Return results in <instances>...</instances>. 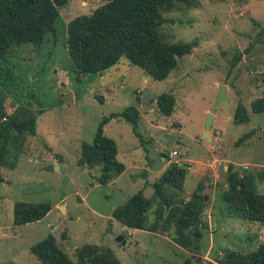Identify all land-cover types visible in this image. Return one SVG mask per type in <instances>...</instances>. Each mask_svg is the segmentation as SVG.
I'll return each mask as SVG.
<instances>
[{
	"label": "rangeland",
	"instance_id": "rangeland-1",
	"mask_svg": "<svg viewBox=\"0 0 264 264\" xmlns=\"http://www.w3.org/2000/svg\"><path fill=\"white\" fill-rule=\"evenodd\" d=\"M103 1L69 0L59 9L55 33L39 45L15 47L4 63L3 72L9 76L2 81L7 87L0 81V97L6 112L37 118L36 134L26 137L24 152L15 160L9 155L15 167L1 166L5 181L0 183V264H43L30 247L49 233L73 261L75 248L86 243L107 247L123 264H194L195 257L209 264L216 263L225 248L251 251L264 242V223L222 211L221 191L227 187L229 164L240 174L264 173V111L250 109L251 101L264 95V0H185L163 13L162 38L193 44L191 53L178 57L163 80L126 58L103 72L74 70L65 43L66 23L91 13ZM220 85L226 86V98L212 109ZM164 92L175 98L170 115L156 104ZM137 95L153 101L138 103ZM238 103L246 106L248 121H234ZM128 105L139 111L136 130L129 121L114 117L103 132L115 140L117 159L127 168L117 183L101 184L99 166L79 164L81 145L92 143L104 116ZM209 112L212 141L202 136ZM156 134L167 141L157 140ZM174 148L180 153L167 157L171 163H178L179 157L207 162H185L184 192L200 184L212 216L188 248L173 240L172 230L130 229L113 217V208L142 190L141 167L157 169L166 163L161 153L169 155ZM212 156L223 160L210 165ZM213 168L215 177L210 175ZM255 187L264 194V180H257ZM142 191L150 196L153 187ZM18 201L47 202L51 210L38 221L15 225ZM147 214L151 220L152 210ZM226 224L232 228L231 241ZM119 236L125 244L117 241Z\"/></svg>",
	"mask_w": 264,
	"mask_h": 264
},
{
	"label": "trees",
	"instance_id": "trees-1",
	"mask_svg": "<svg viewBox=\"0 0 264 264\" xmlns=\"http://www.w3.org/2000/svg\"><path fill=\"white\" fill-rule=\"evenodd\" d=\"M68 1L0 0V81L4 88L7 86L2 81L9 76L3 72L4 63L13 49L27 43L39 45L47 34L55 33L59 9ZM181 1L185 0H104L91 13L73 17L66 23L65 43L74 70L79 74L103 72L126 58L157 80L167 78L176 67L177 58L191 53L193 47L190 42H167L159 31L166 21L163 13ZM156 104L161 113L170 115L175 98L164 92L158 95ZM250 109L255 113L263 112L264 95L252 100ZM24 114H8L0 97V167L14 168L15 162H10L9 155L17 159L24 152L26 137L36 134V114L26 117ZM114 117L129 121L136 130L139 111L134 105H128L118 113L104 116L92 143H82L78 160L85 167H100L98 181L101 184L109 183L125 168L117 159L115 140L103 133L105 124ZM248 119L246 106L238 103L234 121ZM186 167L185 162L170 164L153 181L150 196L139 190L114 209L115 220L127 227L155 233L169 234L172 230L173 240L188 248L197 240L195 232L206 227L202 214L207 200L201 194L200 185L189 197L173 204L174 198L184 192ZM257 180H264V173L240 174L229 164L227 187L221 191L222 211L264 223V194L257 192ZM171 191L175 193L170 197ZM50 210L47 202L18 201L14 205L13 224L38 221ZM149 210L153 214L151 220L147 214ZM30 250L43 264H123L107 247L88 243L75 248L77 261H73L51 233L33 244ZM209 264H264V242L246 253L225 248L217 262Z\"/></svg>",
	"mask_w": 264,
	"mask_h": 264
},
{
	"label": "crops",
	"instance_id": "crops-1",
	"mask_svg": "<svg viewBox=\"0 0 264 264\" xmlns=\"http://www.w3.org/2000/svg\"><path fill=\"white\" fill-rule=\"evenodd\" d=\"M106 125V124H105ZM104 129H105V126H104ZM209 134H210V136H211V133L209 132ZM174 141H175V139H173ZM211 141H212V137H211ZM178 142V141H177ZM174 143V142H173ZM180 142H178L177 144H179ZM174 144H176V143H174ZM174 150H178V149H176V148H174ZM179 152V151H178ZM117 153H118V149H117ZM180 153V152H179ZM164 154H167V157H168V152L167 153H161V157H162V160H166V163L165 164H161V165H159V167H157V169H153V168H151L150 167V165H148V167L146 166V167H141V169L143 170L142 172V174H143V176H142V180H141V184H143L142 185V190L144 189V188H148V186H151L152 185V177L153 176H156L155 177V179L158 177V175H161L164 171H165V169L167 168V167H169L170 166V164H171V162H170V160H168V158L166 157V156H164ZM179 162L178 163H182V162H194V163H196V164H207V162L205 161L204 163L202 162V161H200V160H196V159H194V158H185V157H179ZM221 161V160H223V159H221V158H216V157H214V156H212V164H210V165H213L214 164V162L215 161ZM120 161V160H119ZM123 163V162H122ZM124 164V163H123ZM124 170H123V172L121 173V174H119L116 178H114L112 181H110L109 183H112V184H115V183H117V181L119 180V178L123 175V173L125 172V170H126V168H127V166H125V164H124ZM188 167L190 168V165L188 164ZM224 167H226V165L224 166ZM217 174V172H216V169L215 168H213L212 169V172H211V174L210 175H212V176H217L216 175ZM206 180H204V182L203 183H206L205 182ZM199 186H200V184H199ZM199 186H197V188L194 190V191H196L197 189H198V187ZM184 188H185V186H184ZM225 188H223V190H224ZM202 190V189H201ZM193 191V189L191 190V191H188V194H189V196H190V194L192 193V192H194ZM204 196H205V198H206V202H208V200H209V198H208V196L207 195H205V194H203ZM188 196V197H189ZM211 202L213 203L214 202V198L211 200ZM211 203V204H212ZM117 208V207H116ZM115 208H113V210H114ZM223 209V204H221V210ZM220 210V211H221ZM202 219H203V221L206 223V226H207V224L209 223L210 224V222H211V220H212V216H211V213H210V208H208V206H206L205 207V209H204V211H203V214H202ZM130 229H137V228H132V227H129ZM137 230H142V229H137ZM145 231V230H144ZM147 231V230H146ZM149 232H151V231H149ZM123 238V237H122Z\"/></svg>",
	"mask_w": 264,
	"mask_h": 264
},
{
	"label": "water",
	"instance_id": "water-1",
	"mask_svg": "<svg viewBox=\"0 0 264 264\" xmlns=\"http://www.w3.org/2000/svg\"><path fill=\"white\" fill-rule=\"evenodd\" d=\"M225 88L226 86L225 85H220L219 86V91L217 93V97H216V100H215V103H214V106L212 109L215 108V106L223 99H225ZM136 101L138 103H142V104H148L150 102L153 101V99L151 98H146V97H141L139 95L136 96ZM212 119H213V114L212 112H209L208 113V116H207V119H206V125H205V130L202 134V136H204L206 139L208 140H211V136L209 134L210 132V127H211V124H212ZM155 138L157 140H161L163 142H166L167 139L164 138L163 136H161L160 134H156ZM178 142H176L177 144ZM174 164V162L171 163V165ZM179 165H181V163H178ZM58 169V166H47L46 169L48 170H52V169ZM0 171H1V167H0ZM3 181H5V179L0 175V183H2ZM189 194L187 192H182L179 196H177L176 198H174L173 200V204H176L177 202L180 201L181 198H185V197H188ZM226 232L228 234V240L231 241L233 239V233H232V228L226 224ZM196 237L199 236V234L195 235ZM117 241H121L122 244H125V241L123 240L122 236H119L117 237ZM197 248V246L195 247V249ZM197 260V263L196 264H202L201 262H198L200 260V258L198 257Z\"/></svg>",
	"mask_w": 264,
	"mask_h": 264
},
{
	"label": "built area",
	"instance_id": "built-area-1",
	"mask_svg": "<svg viewBox=\"0 0 264 264\" xmlns=\"http://www.w3.org/2000/svg\"><path fill=\"white\" fill-rule=\"evenodd\" d=\"M177 154H179V152L177 150H173L168 156L169 157H174L176 156Z\"/></svg>",
	"mask_w": 264,
	"mask_h": 264
},
{
	"label": "flooded vegetation",
	"instance_id": "flooded-vegetation-1",
	"mask_svg": "<svg viewBox=\"0 0 264 264\" xmlns=\"http://www.w3.org/2000/svg\"><path fill=\"white\" fill-rule=\"evenodd\" d=\"M196 259H198V257H195V262H194V264H196L197 263V260Z\"/></svg>",
	"mask_w": 264,
	"mask_h": 264
}]
</instances>
